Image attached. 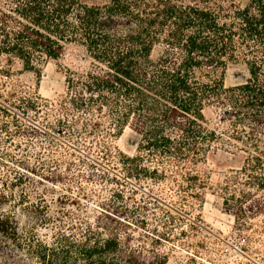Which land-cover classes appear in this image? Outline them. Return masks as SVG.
Listing matches in <instances>:
<instances>
[{
  "label": "trees",
  "instance_id": "16d2710c",
  "mask_svg": "<svg viewBox=\"0 0 264 264\" xmlns=\"http://www.w3.org/2000/svg\"><path fill=\"white\" fill-rule=\"evenodd\" d=\"M247 1L242 6L237 0H110L97 5L0 0V61L3 56L9 62L17 59L25 71L38 73L46 59H58L69 45L86 52L89 69L68 71L66 94L57 103V110L71 119L58 118L48 126L78 143L87 139L83 145L90 155L82 163L91 170L79 169L70 180L162 183L184 207L200 198L205 187L197 165L221 150L239 163L220 186L224 206L243 220L264 213V0ZM233 63L246 65L248 77L226 87L224 72ZM0 74L9 77L10 70L1 66ZM3 97L0 92V113L11 120L1 124L2 131L49 134L36 125L26 131L18 119V111L39 113L47 99L17 98L15 91L8 100ZM207 107L216 109L220 127H208ZM127 127L137 135L133 155L113 144ZM74 150L70 156H76ZM122 192L97 201L93 222L67 209L52 216L48 204L36 206L24 194L14 202L30 208L40 222L57 219L71 231L85 225L79 237L60 233L55 241L66 243L63 256L51 248L52 257L39 253L41 264H166L164 254L132 244L129 228L146 221ZM143 194L162 209V197L150 190ZM10 200L0 194V233L20 242L15 213L3 207Z\"/></svg>",
  "mask_w": 264,
  "mask_h": 264
},
{
  "label": "rangeland",
  "instance_id": "374dc122",
  "mask_svg": "<svg viewBox=\"0 0 264 264\" xmlns=\"http://www.w3.org/2000/svg\"><path fill=\"white\" fill-rule=\"evenodd\" d=\"M109 1L82 0L90 5ZM237 1L242 6L248 2ZM1 66L10 70L9 77L0 74L3 83L0 82V92L7 100L13 91L17 98H35L38 95L48 100V105L42 106L39 113L18 111V119L27 126L26 131L36 125L49 134L32 135L28 132L27 136L10 135L0 129V194L11 198L3 207L15 213L20 237V242H12L0 233V264H41L39 253L46 251L50 257L51 248L61 258L66 243L56 242L55 238L60 233L79 237L85 229L82 224V228L71 231L57 219L49 223L40 222L30 208L26 210V206L14 202L21 194L36 206L48 204L47 210L52 216L57 215V210L67 209L80 216L85 215L93 222L97 214V201L114 198L113 191L118 189L133 203L138 218L143 216L146 221L144 224L135 221L129 228L132 244L164 254L166 264H264V213L238 220L224 206V193L220 186L230 169L239 165L232 154L221 150L210 152L197 165L205 179V187L200 198L191 199L190 205L184 207L180 205L176 192L162 183L152 185L133 181L121 186L114 182L91 183L85 179L74 182L70 180L73 172L81 169L88 173L91 170L90 166L82 163L88 154V148L83 145L87 144V139L84 141L82 138L78 143L65 133L52 132L48 126L54 125L58 118L71 119V116L67 118L57 110V103L66 94L68 71L84 72L89 69L90 59L86 52L78 45H69L58 59H46L38 73L25 71L17 59L9 62L5 56L1 58ZM247 77L246 65L229 64L224 72V84L226 87L232 86L245 81ZM205 115L208 127L221 126L215 108L207 107ZM10 120V116L0 113V127L4 121ZM136 142L137 135L129 127L113 139V144L129 155L135 154ZM74 146L77 148V151L74 150L75 157L69 155ZM27 166L36 168L35 173L32 169H26ZM50 170L54 173H50ZM97 173L102 174V170L98 169ZM42 176H48L49 180ZM134 188L136 190L132 191ZM143 190L153 191L162 197L165 203L158 202L162 209L150 197H144ZM40 197L44 201H39ZM76 202L81 206L72 204ZM171 203L175 207L171 208ZM32 237L43 242H33ZM29 238L31 241H28Z\"/></svg>",
  "mask_w": 264,
  "mask_h": 264
}]
</instances>
